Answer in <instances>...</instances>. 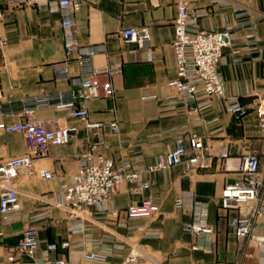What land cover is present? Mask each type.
<instances>
[{"label": "crops", "instance_id": "obj_1", "mask_svg": "<svg viewBox=\"0 0 264 264\" xmlns=\"http://www.w3.org/2000/svg\"><path fill=\"white\" fill-rule=\"evenodd\" d=\"M9 1L0 0L6 39V45L0 47V104L14 100L13 106L19 108L23 96L76 87L80 74L75 59L69 61L68 77L56 76L53 70L55 62L65 59L61 14L46 5L13 6ZM181 1H187L189 10L200 15V27L223 30L229 26L237 35L233 46L223 50L218 71L224 79L225 97H237L248 108L239 120L227 111L225 98H215L211 106L194 110L168 85L176 76L172 42ZM75 23L82 50L93 54L98 67L123 68L111 78L113 97L86 102L91 120L119 121V133L102 138L98 153L113 158L117 165L129 160L146 166L190 132L198 133L207 147L206 167L187 172L178 164L167 171L143 173L142 180L151 183L150 189L139 192L137 184H124L109 202L119 210L117 214H99L96 207H90L89 214L108 229L143 245L148 256L140 264H261L262 250L235 237L219 199L224 186L239 177L237 169L246 154L259 156L264 174V0H82ZM135 26H148L152 36V52L141 51L138 59L130 52L135 43L122 35L124 29ZM35 117L52 122L50 126L68 124L79 129L69 143L52 146L35 162L37 168L52 170L53 178L19 176L16 186L21 208L8 218L0 214V264L7 263L9 247L19 242L29 226L37 228L40 247L34 257L18 256L17 264L57 257L80 264H120L130 251L128 245L118 249V238L106 230L72 234L66 212L53 203L62 199L63 185L70 183L79 168L76 154L88 150L96 139L83 120L63 111L43 108ZM25 119L19 113L0 116V121L9 124ZM27 145L24 133L0 130V163L26 153ZM183 192L208 203L214 233L207 248H192L196 237L184 229L192 213L176 204ZM143 198L159 204L160 210L130 218L128 207ZM253 233L264 234V217L258 218ZM68 239L76 245L63 247ZM53 242L58 244L57 250L46 253ZM100 250H111L104 261L84 259L87 251Z\"/></svg>", "mask_w": 264, "mask_h": 264}, {"label": "built area", "instance_id": "obj_2", "mask_svg": "<svg viewBox=\"0 0 264 264\" xmlns=\"http://www.w3.org/2000/svg\"><path fill=\"white\" fill-rule=\"evenodd\" d=\"M9 2L13 6L46 5L50 11L61 14L65 59L55 62L53 70L56 76L68 77L69 61L75 59L80 82L74 88L23 96L19 99L21 102L19 108L13 106L14 100H5L0 104V116L19 113L26 118L13 124L0 121V130L22 132L28 144L26 153L10 157L0 163L2 189L0 214L8 218L13 211L21 208L20 192L16 182L22 173L44 180L55 176L49 168L35 167V162L45 157L52 146L69 143L79 128L68 124L50 126L52 122L38 119L35 114L43 108L63 111L69 117L83 120L85 127L96 141L88 150L76 154L79 168L72 175L70 183L63 185L62 199L53 203L66 212L72 234L91 235L97 229L109 231L118 238V249H122L125 245L130 247L128 255L120 264L142 263L148 256L145 247L130 237L108 229L99 218L89 214L88 209L96 207L99 214L107 212L117 214L119 210L110 207L109 202L124 184H137L139 192L151 188L149 181L142 180L143 173L167 171L178 164H182L187 172L206 167L207 147L203 138L196 132H190L186 139H179L173 149L158 155L154 163L146 166L133 164L129 160L117 165L113 158L98 153L102 138L119 133V121L91 120L86 102L101 96L113 97L115 90L111 78L121 74L123 68L110 64L98 67L93 54L82 50L75 23V14L80 10L82 0H10ZM199 16L198 13L189 10L187 1L179 3L174 21L175 37L172 42L176 76L168 82V85L176 89L182 100L194 110L211 106L215 98H225L227 111L239 120L248 113V108L237 97H225L224 79L218 71L223 50L233 46L237 35L229 26L223 30L202 28L199 26ZM1 17L0 6V47H4L6 39ZM122 35L126 40L135 43V48L130 51L134 58L138 59L141 51L152 52V36L148 26L128 27L122 31ZM102 75L106 76L105 80L100 79ZM261 130L264 133V119L261 122ZM237 171L239 177L223 188L219 208L229 215L230 230L235 237L247 239L248 242L260 247L264 257V234L253 233L258 218L264 217V174L259 156L256 153L246 154ZM176 204L192 213V220L184 224V229L196 237V243L192 248L194 250L207 248L212 242L211 237L214 233V228L208 221V203L196 199L190 192H183L177 197ZM159 210V204L143 198L141 201H134L127 212L130 218H138L145 214L157 213ZM40 242L37 228L34 226L25 228L19 242L9 247L6 264H17L18 256L34 257ZM75 245L70 239L62 243L66 248ZM57 248V243H49L46 253ZM110 252L111 250L87 251L84 259L104 261ZM35 264H80V262L57 257L39 259ZM261 264H264V258Z\"/></svg>", "mask_w": 264, "mask_h": 264}]
</instances>
